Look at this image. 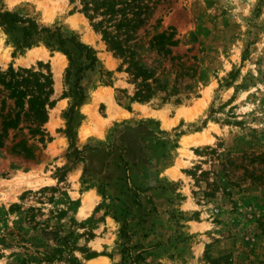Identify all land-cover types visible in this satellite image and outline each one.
Returning a JSON list of instances; mask_svg holds the SVG:
<instances>
[{
	"label": "rangeland",
	"instance_id": "374dc122",
	"mask_svg": "<svg viewBox=\"0 0 264 264\" xmlns=\"http://www.w3.org/2000/svg\"><path fill=\"white\" fill-rule=\"evenodd\" d=\"M151 2L146 27L158 20L179 40L171 54L196 58L193 92L178 104L159 92L128 100L133 85L78 0H0L74 33L97 58L80 80L74 159L66 56L41 43L17 49L0 29V71L49 73L54 101L36 159L9 149L11 130L2 139L0 264H264V183L217 166L243 151L264 156V0ZM252 166L264 175V161Z\"/></svg>",
	"mask_w": 264,
	"mask_h": 264
},
{
	"label": "trees",
	"instance_id": "16d2710c",
	"mask_svg": "<svg viewBox=\"0 0 264 264\" xmlns=\"http://www.w3.org/2000/svg\"><path fill=\"white\" fill-rule=\"evenodd\" d=\"M78 5L77 11L91 22L94 30L99 31L106 50L117 59L115 71L124 72L127 82L133 85L132 95L128 97L130 102H147L155 92H159L162 94V102L173 97V102L178 104L181 102L180 94L187 98L193 92V85L187 81L197 77L196 58L190 56L191 62L187 63L188 58L182 59L171 54V48L177 46L179 40L173 38L171 30H157L158 20L146 27L152 2L78 0ZM0 29L9 35L17 49L41 43L66 56V74L71 75L72 80L68 90L71 101L64 112L63 133L69 141L70 154H74V159H79L80 151L73 142L75 128L79 124L77 109L85 99L80 80L87 70H93L96 66L94 49L81 42L74 33L65 34L60 25H38L30 16L20 15L15 11L0 10ZM191 40L194 41L195 38L192 37ZM233 77L234 73L230 72L229 78ZM52 93V80L47 72L25 67L13 68L11 65L0 71V147L6 131L11 130L9 149L24 159L37 158L38 153L35 154L34 151L39 152L45 141L42 124L46 120V107L54 103L50 99ZM205 149L214 153L212 148ZM256 161L263 163L264 156L261 153L243 151L235 157L226 156L217 166L221 173H225L222 177L227 178L226 167L233 166L241 170V180L264 183V175L261 172L256 173L252 166ZM217 166L212 164L213 170ZM202 173L204 172L201 171L200 174ZM204 195L209 193L204 192ZM92 256L94 255L88 257Z\"/></svg>",
	"mask_w": 264,
	"mask_h": 264
},
{
	"label": "crops",
	"instance_id": "0c3cea01",
	"mask_svg": "<svg viewBox=\"0 0 264 264\" xmlns=\"http://www.w3.org/2000/svg\"><path fill=\"white\" fill-rule=\"evenodd\" d=\"M135 104L140 105L141 103H140V102H135ZM136 169H137V171H138V168H136Z\"/></svg>",
	"mask_w": 264,
	"mask_h": 264
},
{
	"label": "bare ground",
	"instance_id": "6f19581e",
	"mask_svg": "<svg viewBox=\"0 0 264 264\" xmlns=\"http://www.w3.org/2000/svg\"><path fill=\"white\" fill-rule=\"evenodd\" d=\"M166 124V123H165ZM169 125V124H168Z\"/></svg>",
	"mask_w": 264,
	"mask_h": 264
}]
</instances>
